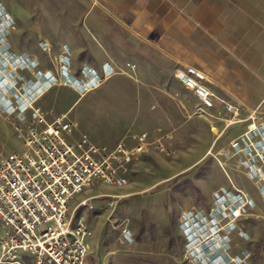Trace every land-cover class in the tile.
<instances>
[{"label": "rangeland", "instance_id": "1", "mask_svg": "<svg viewBox=\"0 0 264 264\" xmlns=\"http://www.w3.org/2000/svg\"><path fill=\"white\" fill-rule=\"evenodd\" d=\"M0 4L4 8L5 0ZM66 7L65 3H20L24 15L16 19L17 26L11 15L6 21L0 17L4 24L0 27V159L23 149L21 134L29 111L24 119L14 110L18 104L40 108L47 122L66 114L75 123L74 138L86 134L94 143L112 146L138 132L153 138L168 132L170 118L176 119L165 113L172 103L170 94L177 93L187 103L190 100L169 78L166 61L143 47L136 50L138 45L124 26L111 20L113 34L95 35L86 19L68 18ZM104 40L112 46L109 59L115 72L97 87L78 92L60 78L61 47L68 43L73 49L71 71L82 62L99 70L103 48L108 47ZM45 70L53 75L52 85L34 95L33 83L42 81ZM199 112L196 108L184 117L197 120ZM193 127L198 130V123ZM226 144L163 142L164 150L149 151L141 158L127 184L95 183L76 195L70 210L76 207L74 218L92 229L86 239L85 264H211L216 255L223 257L221 264L236 257H246L249 264H264L262 182L250 179L243 167L224 158ZM234 188L253 203L231 223L216 219L217 226L211 230L215 194ZM184 214H196L204 224V232L198 229L191 240L184 233ZM209 234L216 240L213 248Z\"/></svg>", "mask_w": 264, "mask_h": 264}, {"label": "built area", "instance_id": "2", "mask_svg": "<svg viewBox=\"0 0 264 264\" xmlns=\"http://www.w3.org/2000/svg\"><path fill=\"white\" fill-rule=\"evenodd\" d=\"M0 17L5 21L9 19L1 4ZM2 25L0 22V27ZM59 59L60 78L81 93L97 87L115 72V67L106 62L99 70L82 64L76 71H71V54L65 44ZM41 74L44 76L42 81L33 83L34 95L52 85V73L45 70ZM173 76L198 99L197 111L213 108L216 100L221 104L217 115L235 110L204 85L201 70L193 66L176 68ZM27 109L28 123L21 134L22 151L11 152L0 159V264H85L89 251L86 239L92 229L82 219L74 218L76 207L70 210L73 198L95 183L127 184L141 158L149 151L164 150L163 142L171 138V133L164 132L153 138L143 131L128 141L122 139L109 146L92 142L86 134L74 138L75 123L67 119L66 114L47 122L44 112L31 104L26 107L18 104L14 110L26 119ZM248 117L252 119L251 114ZM222 155L243 167L250 179L262 182L259 190L264 201V120L247 124L240 135L230 140ZM234 190L215 194L210 214L211 230L217 226L216 219H227L226 223H231L253 203L241 189ZM188 217V214L183 215L182 225L185 236H190L191 240L197 236L198 229L204 232V224L196 214ZM123 235L126 239L131 238L130 234ZM212 236H207V239L211 237V248L216 241ZM212 260L211 264L224 262L221 255ZM227 262L249 264L246 257Z\"/></svg>", "mask_w": 264, "mask_h": 264}, {"label": "crops", "instance_id": "3", "mask_svg": "<svg viewBox=\"0 0 264 264\" xmlns=\"http://www.w3.org/2000/svg\"><path fill=\"white\" fill-rule=\"evenodd\" d=\"M29 2L65 3L68 18L86 19L91 33L99 36L114 33V20L138 45L135 49L143 47L166 61L169 78L190 100L170 94L172 103L165 113L176 119L170 118L171 138L164 142L228 144L251 121L264 120V0H5V11L16 26V19L24 15L19 4ZM104 44L108 47L103 48L98 67L105 62L113 65L112 46L106 40ZM65 45L73 58L71 45ZM186 66L201 70L204 85L235 110L217 115L221 104L216 100L213 108L198 113L197 120H186L185 114L199 106L193 92L173 76L174 69ZM196 123L198 130L193 127Z\"/></svg>", "mask_w": 264, "mask_h": 264}]
</instances>
